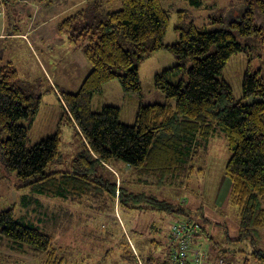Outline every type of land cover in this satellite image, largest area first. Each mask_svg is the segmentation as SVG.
I'll use <instances>...</instances> for the list:
<instances>
[{
    "label": "trees",
    "instance_id": "obj_1",
    "mask_svg": "<svg viewBox=\"0 0 264 264\" xmlns=\"http://www.w3.org/2000/svg\"><path fill=\"white\" fill-rule=\"evenodd\" d=\"M89 1L87 7L67 16L60 25L72 31L68 37L71 42L84 41L83 51L92 67L77 91L61 92L83 147L71 169L53 170L51 165L63 162L59 132L27 145L28 128L20 120L34 116L40 100L20 85L17 69L8 64L0 67L3 168L16 178L19 187L74 204L97 201L100 211L117 202L120 208L159 211L178 220L199 217L203 221H198L200 235L206 231L205 224L210 223L204 209L161 199L133 186L189 189L190 180L203 170L197 165L205 147L220 130L232 150L225 173L231 184L230 202L237 208L239 234L233 240H249L254 255L263 262L264 250L258 245L264 228V78L259 71H247L242 97L236 98L231 85L219 76L231 55L243 51L242 39L261 34L264 0H247L239 14L230 12L219 17L227 24L219 30L185 21L180 12L175 26L180 38L172 44L164 42L170 13L163 1L121 0V8L106 13L100 11L99 0ZM7 3L8 0L0 1V7ZM162 48L170 49L177 59L154 77L156 87L167 96L164 103H140L136 122L130 125L119 119L118 106L92 109L93 95L102 90L106 81L118 78L127 94L139 92L138 63ZM168 98L175 100L174 105ZM112 169L122 174L128 170L130 178L118 184ZM15 213V206L0 212V233L20 247L44 251L43 264H66L52 236L24 224ZM198 236L194 241L199 243ZM212 260L211 264H216V258ZM158 263L170 264V245L166 259Z\"/></svg>",
    "mask_w": 264,
    "mask_h": 264
},
{
    "label": "rangeland",
    "instance_id": "obj_2",
    "mask_svg": "<svg viewBox=\"0 0 264 264\" xmlns=\"http://www.w3.org/2000/svg\"><path fill=\"white\" fill-rule=\"evenodd\" d=\"M161 1L170 13V26L164 35L166 44L180 38L175 29L180 12H183L185 21L193 20L199 27L219 30L227 27L219 17L230 12L239 14L241 6L247 2ZM99 2L102 4L100 11L105 13L122 6L121 0ZM87 3L90 1L26 0L0 7V67L15 66L20 85L39 97L37 113L20 120L28 128L27 145L59 132L63 162L51 165L53 170L71 169V163L83 147L79 129L61 98V92L77 91L92 67L83 51L84 41L71 42L68 37L72 31L63 30L60 25L67 16L87 7ZM242 40L245 44L243 51L231 55L219 76L231 85L236 98L242 97V83L247 71H259L264 78V26L261 34ZM176 62L175 54L168 48L150 52L138 63L139 92L127 94L118 78L106 81L102 90L93 95L92 109L100 111L105 105L118 106L121 108L119 119L134 124L140 103H164L167 100L166 94L156 87L154 77ZM168 99L174 105L175 100ZM210 139L197 165L203 170L190 180L189 189L168 185L133 187L146 189L161 199L181 201L193 209H204L210 223L205 224L206 231H201L198 240L201 249L216 261L217 257H223L231 264H244L247 259L250 264H261L262 261L253 256L254 247L249 240H233L239 234L237 208L230 202L231 184L225 173L232 150L224 132L218 130ZM112 171L116 173L118 184L130 178L128 170L125 174ZM11 206L16 207L15 217L24 224H32L52 236L54 246L66 264H159L160 260L166 259L169 231L174 220H178L159 211L120 208L117 202L110 209L100 211L97 201L74 204L37 194L29 187H19L16 178L9 176L0 163V212ZM193 219L203 224L199 217ZM259 236L258 247L264 250V228ZM45 257L44 251L33 250L27 245L20 247L0 233V264H43ZM150 257L153 260H149Z\"/></svg>",
    "mask_w": 264,
    "mask_h": 264
},
{
    "label": "built area",
    "instance_id": "obj_3",
    "mask_svg": "<svg viewBox=\"0 0 264 264\" xmlns=\"http://www.w3.org/2000/svg\"><path fill=\"white\" fill-rule=\"evenodd\" d=\"M199 228V223L189 217L175 221L169 241L170 264H211V255L204 252L201 244L194 241L200 233ZM216 264L226 263L223 258H219Z\"/></svg>",
    "mask_w": 264,
    "mask_h": 264
},
{
    "label": "crops",
    "instance_id": "obj_4",
    "mask_svg": "<svg viewBox=\"0 0 264 264\" xmlns=\"http://www.w3.org/2000/svg\"><path fill=\"white\" fill-rule=\"evenodd\" d=\"M15 2H26V0H8V3L9 4H12V3H15ZM8 3H7V5H8ZM79 4V3H78ZM78 4H76V5H78ZM6 5V6H7ZM238 231V230H237ZM239 232V231H238ZM253 256L256 258V256L253 254ZM260 261H262V260H260ZM228 263V262H227ZM261 264H264V262H260ZM244 264H250V262H249V259H247L246 261H245V263Z\"/></svg>",
    "mask_w": 264,
    "mask_h": 264
}]
</instances>
